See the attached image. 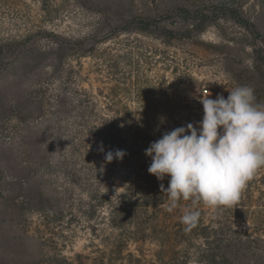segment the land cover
<instances>
[{
    "label": "trees",
    "instance_id": "trees-1",
    "mask_svg": "<svg viewBox=\"0 0 264 264\" xmlns=\"http://www.w3.org/2000/svg\"><path fill=\"white\" fill-rule=\"evenodd\" d=\"M40 1L44 19L54 20L61 5L56 0ZM178 10L185 17L186 28L189 25L198 32L210 18L204 10ZM224 13L252 38L253 53L249 55L254 65H242L240 75L249 77L256 102H262L264 35L239 9ZM101 15L98 26L84 37L46 29L36 33L42 32L40 35L55 44L58 53L39 54L45 55L48 72L58 77L53 79L58 87L40 89L37 106L30 110L41 119L40 126H28L21 140L24 201L49 223L70 213L90 221L96 231L100 224L93 220L101 215L108 228L117 232L111 245L119 257L110 264H127L126 254L130 261L141 264L142 256L130 251L129 245L148 237L160 244L162 264H191L192 260L199 264H264V167L231 208L213 210L202 202L193 205L181 200L176 209L167 211L168 197L160 184L167 188L169 177L158 181L148 172L151 158L145 150L165 131L185 126L181 115L187 106L181 96L163 75L153 74L154 66L168 58L166 53H134L132 48L127 53H107L108 48L101 45L115 38L114 34L131 30L132 25L144 34L168 38L166 44L178 32L152 15ZM86 57L94 61L103 85L95 87L87 81ZM17 104L21 106L23 101ZM186 120L194 124L192 118ZM117 149L126 152L123 159L106 161V153ZM185 210L200 211L199 222L191 231H185L181 223Z\"/></svg>",
    "mask_w": 264,
    "mask_h": 264
},
{
    "label": "rangeland",
    "instance_id": "rangeland-1",
    "mask_svg": "<svg viewBox=\"0 0 264 264\" xmlns=\"http://www.w3.org/2000/svg\"><path fill=\"white\" fill-rule=\"evenodd\" d=\"M56 1L61 5L59 14L54 20H45L40 0H0V264H110L119 257L111 245L117 232L108 228L101 215L93 220L100 224L96 231L90 221L70 213L49 223L35 206L24 201L21 140L28 126H40L37 113L30 112L37 106L40 89L58 87L53 80L58 77L48 72L45 55L39 54L58 52L54 42L37 31L84 37L98 26L103 12L112 17L130 12L147 14L168 23L178 32L169 44L164 42L168 38L144 34L132 25L129 32L114 34L115 38L101 45L108 48L107 53H127L131 48L134 53H166L168 59L160 60L153 74L163 75L189 107L181 115L185 126L187 118H192L194 125L202 120V95L215 99L222 94L227 98L228 89L251 85L249 77L240 72L242 65H254L249 55L253 53L252 38L247 29L224 13L226 9H239L264 35V0ZM181 7L210 14L202 32L188 24L186 28L185 17L178 10ZM83 61L84 72L90 71L87 81L95 87L103 85L94 61L90 57ZM18 100L23 105L19 106ZM262 100L259 104H264ZM129 248L142 256L141 264H162L161 246L151 237L131 243ZM126 256L127 264H138ZM168 258L165 255L164 260ZM191 264L199 263L192 260Z\"/></svg>",
    "mask_w": 264,
    "mask_h": 264
},
{
    "label": "clouds",
    "instance_id": "clouds-1",
    "mask_svg": "<svg viewBox=\"0 0 264 264\" xmlns=\"http://www.w3.org/2000/svg\"><path fill=\"white\" fill-rule=\"evenodd\" d=\"M215 99L202 95L203 118L165 131L151 142L145 155L151 158L148 172L158 181L169 177L167 211L181 200L209 208L235 206L257 171L264 167V104L256 102L254 89L237 86ZM100 151H104L101 145ZM124 150L108 151L105 159H123ZM199 210H185L181 223L191 231L199 222Z\"/></svg>",
    "mask_w": 264,
    "mask_h": 264
}]
</instances>
